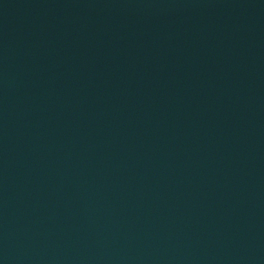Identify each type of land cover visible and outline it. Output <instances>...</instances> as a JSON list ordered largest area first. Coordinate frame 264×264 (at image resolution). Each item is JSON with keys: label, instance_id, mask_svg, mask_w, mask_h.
<instances>
[{"label": "water", "instance_id": "95a60500", "mask_svg": "<svg viewBox=\"0 0 264 264\" xmlns=\"http://www.w3.org/2000/svg\"><path fill=\"white\" fill-rule=\"evenodd\" d=\"M0 264H264V0H0Z\"/></svg>", "mask_w": 264, "mask_h": 264}]
</instances>
